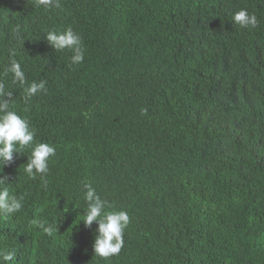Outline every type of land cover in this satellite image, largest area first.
<instances>
[{
  "label": "trees",
  "instance_id": "16d2710c",
  "mask_svg": "<svg viewBox=\"0 0 264 264\" xmlns=\"http://www.w3.org/2000/svg\"><path fill=\"white\" fill-rule=\"evenodd\" d=\"M241 9L256 27L233 22ZM69 27L79 65L46 39ZM10 50L48 89L25 104L10 74L14 110L56 148L46 187L23 171L29 149L0 173L25 197L0 216L12 264H264V0H0V73ZM84 183L130 216L111 258L80 222Z\"/></svg>",
  "mask_w": 264,
  "mask_h": 264
},
{
  "label": "clouds",
  "instance_id": "9594fccd",
  "mask_svg": "<svg viewBox=\"0 0 264 264\" xmlns=\"http://www.w3.org/2000/svg\"><path fill=\"white\" fill-rule=\"evenodd\" d=\"M36 4L49 9L61 8V0H36ZM233 22L241 27L254 28L258 24V19L255 14L241 9L234 14ZM14 31L19 33V26ZM45 35L48 43L56 52L66 49L72 52L71 65L83 63L85 52L82 37L73 28L69 27L64 31L50 30ZM10 74L12 83L22 89L25 104L40 93H47L48 90L46 80L27 83L22 64L16 59L15 50H10L9 63L3 73H0V173L5 167H10L14 163V154L24 153L25 149H29L30 155H27V163L23 166V171L30 179H36L39 176L46 187L49 163L56 155V148L50 143L36 142L37 133L31 121L14 110L15 99L4 82ZM146 112L147 109L142 110V113ZM9 181V176L0 175V216L4 217L19 213L24 206L25 199L23 195L12 194ZM82 191L86 207L80 222L82 221L88 229H92L94 223L98 225L95 229L93 244L95 257L108 259L118 255L124 247L125 230L130 224L128 212L117 209L113 202L102 197L90 183H84ZM38 227L47 235L58 231L55 221H41ZM15 260L14 250H0V264H12Z\"/></svg>",
  "mask_w": 264,
  "mask_h": 264
}]
</instances>
